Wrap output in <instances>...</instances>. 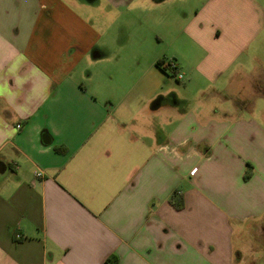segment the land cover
Masks as SVG:
<instances>
[{
  "label": "crops",
  "instance_id": "obj_1",
  "mask_svg": "<svg viewBox=\"0 0 264 264\" xmlns=\"http://www.w3.org/2000/svg\"><path fill=\"white\" fill-rule=\"evenodd\" d=\"M262 220L264 5L0 0V264H242Z\"/></svg>",
  "mask_w": 264,
  "mask_h": 264
},
{
  "label": "rangeland",
  "instance_id": "obj_2",
  "mask_svg": "<svg viewBox=\"0 0 264 264\" xmlns=\"http://www.w3.org/2000/svg\"><path fill=\"white\" fill-rule=\"evenodd\" d=\"M256 1L264 5V0H256ZM123 17L124 20L126 21L125 26L129 31H131V35H127L126 37L127 46H125L127 50H130L135 48L136 44L137 47L140 45V41H141L140 37L137 36L135 37L132 31H134L135 29L139 28L142 25L145 16H144V12L140 8L139 9L133 8L130 11L126 10L125 12H123ZM150 31L151 30H145V32L141 34L142 35L141 44L150 45V46L156 45L155 44L156 37L153 35L154 33H151ZM100 43L101 44L108 43L116 47L121 44L119 40L116 39L114 41L111 39V37L107 39L103 37ZM129 53L130 52L127 51V54ZM138 65L139 64L134 63L133 65L134 69H137ZM83 68L87 69V67H85L84 64H83ZM94 69L95 68L92 67V70ZM181 83L182 82L180 81L178 84ZM237 247H238L237 248L238 251L241 253L243 257L242 264H264V225L256 224L254 232L251 231V233H246L244 238H239L237 240Z\"/></svg>",
  "mask_w": 264,
  "mask_h": 264
},
{
  "label": "trees",
  "instance_id": "obj_3",
  "mask_svg": "<svg viewBox=\"0 0 264 264\" xmlns=\"http://www.w3.org/2000/svg\"><path fill=\"white\" fill-rule=\"evenodd\" d=\"M170 65V63L167 65V66H169ZM157 66L158 67H160V68H162V70H165V68L166 67H164V62L163 61H161V62H158L157 63ZM174 205L177 207V208H182L183 207V202H182V200L181 199H176L175 201H174ZM110 261H112V263L113 264H116V261L114 260H110Z\"/></svg>",
  "mask_w": 264,
  "mask_h": 264
},
{
  "label": "built area",
  "instance_id": "obj_4",
  "mask_svg": "<svg viewBox=\"0 0 264 264\" xmlns=\"http://www.w3.org/2000/svg\"><path fill=\"white\" fill-rule=\"evenodd\" d=\"M182 78H183V75L182 74L177 77L178 80H181ZM43 175H44V173L42 171H37V173H36V176L39 177V178H42ZM16 237L17 238H20L21 236L20 235H17Z\"/></svg>",
  "mask_w": 264,
  "mask_h": 264
}]
</instances>
